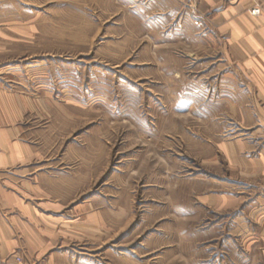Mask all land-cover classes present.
<instances>
[{
	"label": "rangeland",
	"instance_id": "1",
	"mask_svg": "<svg viewBox=\"0 0 264 264\" xmlns=\"http://www.w3.org/2000/svg\"><path fill=\"white\" fill-rule=\"evenodd\" d=\"M36 3L25 71L42 73L32 96L46 109L33 139L71 178L59 212L71 264H264L258 224L238 218L259 192L212 190L211 157L240 129L222 104V55L195 46L207 32L164 24L151 0ZM213 192L246 202L213 213L200 201Z\"/></svg>",
	"mask_w": 264,
	"mask_h": 264
},
{
	"label": "crops",
	"instance_id": "2",
	"mask_svg": "<svg viewBox=\"0 0 264 264\" xmlns=\"http://www.w3.org/2000/svg\"><path fill=\"white\" fill-rule=\"evenodd\" d=\"M151 1L164 24L207 32L195 46L222 55V104L240 131L218 142L209 164L220 178L212 179V190L231 191L243 184L259 192L248 213L238 218L258 224L264 256V0ZM36 2L0 0V264H14L15 255L30 264H71V250L65 248L71 242V218L59 214L71 178L45 167V153L33 139L38 134L32 120L46 109L32 96L42 73L25 71L28 56L39 55L38 23L28 17V5ZM255 8L261 14L253 15ZM200 197L213 213H228L246 202L226 192Z\"/></svg>",
	"mask_w": 264,
	"mask_h": 264
},
{
	"label": "built area",
	"instance_id": "3",
	"mask_svg": "<svg viewBox=\"0 0 264 264\" xmlns=\"http://www.w3.org/2000/svg\"><path fill=\"white\" fill-rule=\"evenodd\" d=\"M253 15H259L261 14V8H255L251 12ZM14 264H30L25 260V258L22 255H15L14 256Z\"/></svg>",
	"mask_w": 264,
	"mask_h": 264
}]
</instances>
